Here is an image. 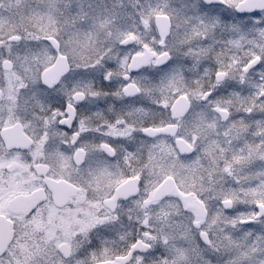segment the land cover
<instances>
[{
    "label": "clouds",
    "instance_id": "obj_1",
    "mask_svg": "<svg viewBox=\"0 0 264 264\" xmlns=\"http://www.w3.org/2000/svg\"><path fill=\"white\" fill-rule=\"evenodd\" d=\"M0 264H264V0H0Z\"/></svg>",
    "mask_w": 264,
    "mask_h": 264
}]
</instances>
